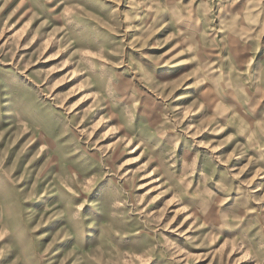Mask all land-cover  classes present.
Segmentation results:
<instances>
[{
  "label": "rangeland",
  "instance_id": "obj_1",
  "mask_svg": "<svg viewBox=\"0 0 264 264\" xmlns=\"http://www.w3.org/2000/svg\"><path fill=\"white\" fill-rule=\"evenodd\" d=\"M0 264H264V0H0Z\"/></svg>",
  "mask_w": 264,
  "mask_h": 264
}]
</instances>
